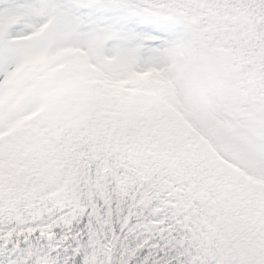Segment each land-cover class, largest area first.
<instances>
[{
	"label": "snow or ice",
	"instance_id": "1",
	"mask_svg": "<svg viewBox=\"0 0 264 264\" xmlns=\"http://www.w3.org/2000/svg\"><path fill=\"white\" fill-rule=\"evenodd\" d=\"M0 264H264V0H0Z\"/></svg>",
	"mask_w": 264,
	"mask_h": 264
}]
</instances>
